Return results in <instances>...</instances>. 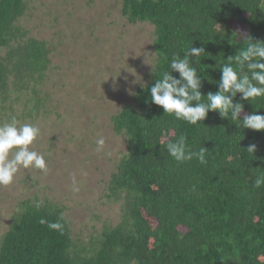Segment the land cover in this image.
<instances>
[{
    "label": "trees",
    "instance_id": "obj_1",
    "mask_svg": "<svg viewBox=\"0 0 264 264\" xmlns=\"http://www.w3.org/2000/svg\"><path fill=\"white\" fill-rule=\"evenodd\" d=\"M28 2L0 0V123L44 113L52 50L22 24ZM122 13L153 26V63L163 69L165 57L203 45L207 57L196 65L207 76L200 73L203 93L217 89V61L244 46L240 32L264 40V0H122ZM155 79L150 69L146 83ZM149 99L138 86L133 102L112 116L127 142L107 192L122 203L118 223L79 236L66 206L25 197L0 235V264H264V185L254 186L264 175V132L239 129L215 112L190 125ZM243 103L245 113H264V99ZM182 134L192 150L207 148L205 164L169 156L164 144ZM250 143L258 145L254 155L245 149ZM54 222L63 230L48 227Z\"/></svg>",
    "mask_w": 264,
    "mask_h": 264
},
{
    "label": "rangeland",
    "instance_id": "obj_2",
    "mask_svg": "<svg viewBox=\"0 0 264 264\" xmlns=\"http://www.w3.org/2000/svg\"><path fill=\"white\" fill-rule=\"evenodd\" d=\"M28 3L22 24L51 44L52 65L41 91L44 113L17 120L40 128L31 147L44 155L48 171L21 169L13 184L0 186V235L18 201L35 194L66 206L76 235H96L104 224L121 218L122 203L107 192L127 142L114 132L112 116L133 102L139 85H132L129 71L147 82L154 29L149 23H130L122 0ZM100 137L105 145L97 151Z\"/></svg>",
    "mask_w": 264,
    "mask_h": 264
},
{
    "label": "clouds",
    "instance_id": "obj_3",
    "mask_svg": "<svg viewBox=\"0 0 264 264\" xmlns=\"http://www.w3.org/2000/svg\"><path fill=\"white\" fill-rule=\"evenodd\" d=\"M239 34L244 46L240 47L235 55H229L225 63H216L220 71L216 91H201L200 73L205 74V70L201 68L198 71L196 65H200L201 60L207 57V51L203 45L194 47L193 43L185 47L183 55L174 54L170 60L165 57L168 69H163L158 62L147 63L151 66V74L156 76L150 86L135 71L128 70L134 77L131 83L146 89L150 103L160 107L163 114L178 121L198 125L204 123L210 112H215L220 118L234 122L239 129L264 132V113H245L243 103L247 101L253 104L258 99H264V40L254 39L243 32ZM204 78L207 79L206 74ZM124 80L127 83L128 77L125 76ZM129 92L131 93V89ZM237 97L239 99H236ZM39 135L38 126L21 123L14 116L10 121L0 123V186L13 184L21 169H37L45 173L48 171L44 155L31 147ZM96 144L97 151H100L105 145L104 138L100 137ZM164 147L169 156L178 163L193 159H198L201 164L207 162V148L202 146L198 151L192 150L183 134L175 140L167 141ZM257 148L256 143H250L245 149L254 155ZM262 185L264 175L258 176L254 182L256 188ZM73 191L79 189L74 186ZM44 222L41 220V223ZM48 227L63 230V226L58 222L49 223Z\"/></svg>",
    "mask_w": 264,
    "mask_h": 264
}]
</instances>
